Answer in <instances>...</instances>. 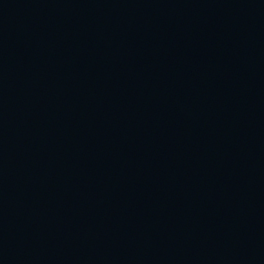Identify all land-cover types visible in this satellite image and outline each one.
Wrapping results in <instances>:
<instances>
[{"label":"water","instance_id":"1","mask_svg":"<svg viewBox=\"0 0 264 264\" xmlns=\"http://www.w3.org/2000/svg\"><path fill=\"white\" fill-rule=\"evenodd\" d=\"M0 264H264V0H0Z\"/></svg>","mask_w":264,"mask_h":264}]
</instances>
